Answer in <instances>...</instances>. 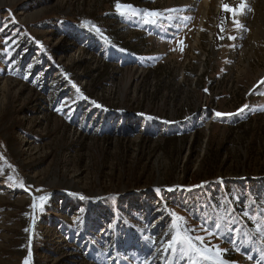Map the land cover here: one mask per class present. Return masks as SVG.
<instances>
[{"label": "rangeland", "instance_id": "374dc122", "mask_svg": "<svg viewBox=\"0 0 264 264\" xmlns=\"http://www.w3.org/2000/svg\"><path fill=\"white\" fill-rule=\"evenodd\" d=\"M237 1L217 10L212 0L205 16L204 0H0V264H163L164 256L165 264H215L217 247L227 264H264V211L239 220L226 207L205 223L207 203L192 210L197 203L165 198L168 217L148 219L154 231L101 261L93 237L66 231L83 220L85 198L155 189L166 197L193 178H264V2L224 21V5ZM71 25L110 34L144 58L73 35ZM28 35L41 51L28 49ZM83 99L135 119L124 133H98L84 124L88 111L75 115ZM192 115L186 132L140 119ZM240 188L250 192L249 183ZM214 220L230 222L239 238L199 228ZM171 224L194 229L212 259L181 255L179 246L167 257L168 242L156 244Z\"/></svg>", "mask_w": 264, "mask_h": 264}, {"label": "trees", "instance_id": "16d2710c", "mask_svg": "<svg viewBox=\"0 0 264 264\" xmlns=\"http://www.w3.org/2000/svg\"><path fill=\"white\" fill-rule=\"evenodd\" d=\"M123 15L125 16V14ZM71 27L75 29V25H71ZM71 31H73V35H78L79 37L85 36V38L89 39V42L109 47L119 54L136 57L137 59L144 58V55L137 49L135 50L129 48L127 43H123L110 36V34L103 33L102 31H97L91 27L87 28V26L82 28L77 27V30L75 29ZM26 39L27 46L30 51L37 47V50L41 51L39 43L36 39L29 35ZM18 58L19 57H15L14 60H19ZM83 111L89 112L84 121L86 127L93 122L95 125L100 127L97 130L98 133H106L110 131L119 134L124 133L129 129L126 124V119H135V117L129 113L126 114L116 110L103 109L96 104L87 103L85 99L80 100L77 104V110L75 112L76 117L83 114ZM92 116H94V118L90 121V117ZM140 119L146 121L144 125L154 122L157 126L163 124L166 125V127H176L179 131L183 132H186L189 127H194L197 122L196 115L175 121H168L162 118L155 119L153 117L146 116L140 117ZM165 133H168V131ZM239 182L242 184L239 185ZM245 183H249L250 185V192H248L247 195L244 194V189L240 188ZM263 189L264 178L241 181L236 179L223 180L210 177L201 183H199L196 178H193L189 188L180 187L172 189V193H168L166 197H163L162 195L160 196L159 193H161L162 190L155 189L138 191L124 195L108 196L98 199L85 198V200L90 204L86 206L87 208L85 210L86 212L83 220L77 223V226H72L66 231L73 234L80 233L83 239L93 237V239L89 241L90 244L94 243L91 250L94 254L100 255L99 257H96V259L101 261L104 258V255L110 254L112 257H117L123 254L124 251L137 240L139 232L141 233L147 231V233H149L154 231L155 228L153 226L147 229L148 219L151 218L154 213L158 212L165 213L166 217H168V211L165 210L164 206L166 199H169V201L171 200V204L172 202L177 203L179 207L182 208L189 207V205H195L197 203L195 206L190 208L192 210L197 209L204 203H207L212 214L205 221H208L213 214L223 211L226 207L235 214L236 218L239 216V220H242L250 217V211L253 212L254 210H257V213L259 211H264ZM181 197H184L185 199L183 200ZM201 199L202 202H196L197 200L201 201ZM184 203H186L185 206ZM133 221H135V224L137 225L133 224ZM202 222L200 225L202 224L203 227L206 228L205 224ZM174 225L171 224L168 228L166 235L167 238H165L164 242H157L156 245L158 248H162L170 240L169 237L172 232L175 234L176 228ZM102 227L104 230L100 232ZM199 228L202 229V227ZM193 235L195 237L196 233ZM175 252L168 250L165 254L168 255L167 257H170V255ZM195 255L201 261L204 260V258L198 254L195 253ZM167 260L168 258L164 256L161 258L160 262L165 264ZM109 264H113V259L110 260Z\"/></svg>", "mask_w": 264, "mask_h": 264}, {"label": "snow or ice", "instance_id": "6c2138e0", "mask_svg": "<svg viewBox=\"0 0 264 264\" xmlns=\"http://www.w3.org/2000/svg\"><path fill=\"white\" fill-rule=\"evenodd\" d=\"M119 8L120 5H117ZM239 9H243L244 5L240 4ZM224 10L228 13H231L233 16L237 14V8L230 7L229 5H224ZM148 16H155L158 15L156 12H149L147 13ZM231 39H235V37H230ZM79 91V89H77ZM247 107V106H245ZM244 109H241L240 111L242 112ZM226 115L224 113H216V116H223ZM41 199H44L41 197ZM183 219V218H180ZM261 219H264L262 217ZM207 223V221H205ZM229 223H225L221 220H214L209 227L204 228L203 225H201L202 230L205 231L209 236H215V235H223L224 231L226 230L228 233H233L231 236L230 242L236 240L239 238V229H234L229 226ZM176 228L175 234L171 236L170 240L168 241L167 244V249L166 251L170 250L172 252L177 251V247L179 246L181 250V255L186 254L188 251L195 252L199 256L205 259H212L211 256L206 255L207 249H204L202 247L197 246L195 241H199L201 244H203V237L200 236H195L193 237L192 235L188 234L190 232H193L194 229H189L187 226H185L183 229H180L178 225H174ZM258 231H260V235L264 236V225L258 224ZM241 243H248V241L241 240ZM222 250L219 249L218 247L215 249L216 257H215V264H227L225 260H223L222 255H221ZM248 259H252V256H248ZM25 264H28V261H25ZM259 264V262H257Z\"/></svg>", "mask_w": 264, "mask_h": 264}, {"label": "bare ground", "instance_id": "6f19581e", "mask_svg": "<svg viewBox=\"0 0 264 264\" xmlns=\"http://www.w3.org/2000/svg\"><path fill=\"white\" fill-rule=\"evenodd\" d=\"M211 1L212 0H204V2H203V6H204V15L206 16L207 15V13H208V10L210 9V5H211ZM251 0H238L237 2L238 3H236L235 5H232V6H230V7H233V8H237L238 10H239V5L240 4H243L244 5V7H243V9H240V12H237V14L235 15V16H233L231 13H228V12H223L224 14H223V20L224 21H226L227 22V20H229L230 18H234V17H238V16H240V17H243L244 16V13H246L245 11L247 10V8H249V5H247V3H249ZM263 2H264V0H262ZM223 2H224V0H216V4H217V10H219L220 8H221V5L223 4ZM251 3V2H250ZM252 4V3H251ZM251 4H250V6H251ZM262 4V3H261ZM254 6V5H253ZM260 6V5H259ZM256 8H257V6H256ZM258 10H259V16H260V19H262V17H263V19H264V11H262L263 9L261 8H257ZM257 10V11H258ZM246 16V15H245ZM262 16V17H261ZM245 18H247V17H245ZM250 19V18H249ZM241 20V19H240ZM243 20H244V18H243ZM245 20H247V19H245ZM253 21V20H252ZM245 22V21H244ZM223 27H225L226 28V25L224 24L223 25Z\"/></svg>", "mask_w": 264, "mask_h": 264}]
</instances>
